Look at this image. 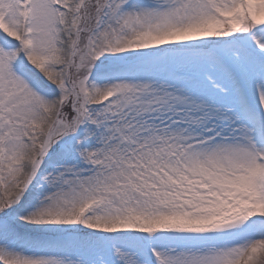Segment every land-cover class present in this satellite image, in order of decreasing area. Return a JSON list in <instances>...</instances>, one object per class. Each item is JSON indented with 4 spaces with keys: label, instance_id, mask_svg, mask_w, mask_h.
<instances>
[{
    "label": "snow or ice",
    "instance_id": "6c2138e0",
    "mask_svg": "<svg viewBox=\"0 0 264 264\" xmlns=\"http://www.w3.org/2000/svg\"><path fill=\"white\" fill-rule=\"evenodd\" d=\"M0 264H264V0H0Z\"/></svg>",
    "mask_w": 264,
    "mask_h": 264
}]
</instances>
